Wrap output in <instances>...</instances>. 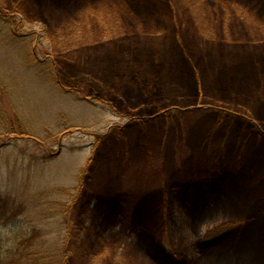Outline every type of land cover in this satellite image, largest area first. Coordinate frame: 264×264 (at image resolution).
Here are the masks:
<instances>
[{"label": "rangeland", "instance_id": "obj_1", "mask_svg": "<svg viewBox=\"0 0 264 264\" xmlns=\"http://www.w3.org/2000/svg\"><path fill=\"white\" fill-rule=\"evenodd\" d=\"M113 1L0 0V264H264V0Z\"/></svg>", "mask_w": 264, "mask_h": 264}, {"label": "trees", "instance_id": "obj_2", "mask_svg": "<svg viewBox=\"0 0 264 264\" xmlns=\"http://www.w3.org/2000/svg\"><path fill=\"white\" fill-rule=\"evenodd\" d=\"M110 1H111V4L115 3L113 0H110ZM140 1H142V0H140ZM116 2L120 5V8H122V9H120V11H122V10L126 11V10L130 9L128 14H126V15L123 14L126 17V19H128L130 22H133L138 18V14L135 11H137L139 8V6H137V5H140L139 0H127L126 3L122 2L121 0H116ZM211 2L213 3V1H211ZM121 3H123L122 7H121ZM2 12L3 11H0V19H6V16H4V14ZM81 17L82 16L79 15L77 17H74L73 19H80ZM9 19H11V18H9ZM69 19H71V18H68L67 20H69ZM73 19H72V21H73ZM139 20L143 21V17H140ZM66 22H68V21H64V23H66ZM58 24H61V21ZM14 132H16V131H14ZM21 133H23V132H21ZM22 135L23 134H21V136ZM208 172H210V171H208ZM239 223H240L239 221H236V222H230L227 224H223L216 231H214L213 233H210L207 236H204L203 238L206 239L205 240L206 242H211V241L215 240L217 237L222 236L224 233H227L228 230H231V229L235 228L236 226H238ZM170 257H171L172 264H185L186 263L184 260L177 257L175 254L170 255ZM172 258H174V259H172Z\"/></svg>", "mask_w": 264, "mask_h": 264}]
</instances>
